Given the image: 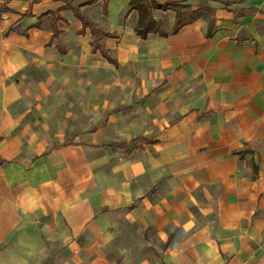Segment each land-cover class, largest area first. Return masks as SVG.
I'll list each match as a JSON object with an SVG mask.
<instances>
[{"label": "crops", "instance_id": "0c3cea01", "mask_svg": "<svg viewBox=\"0 0 264 264\" xmlns=\"http://www.w3.org/2000/svg\"><path fill=\"white\" fill-rule=\"evenodd\" d=\"M135 1L0 0V264H109L126 228L143 264H264V0H153L181 11L153 10L146 39ZM78 46L142 69L158 117L26 135L20 74Z\"/></svg>", "mask_w": 264, "mask_h": 264}, {"label": "rangeland", "instance_id": "374dc122", "mask_svg": "<svg viewBox=\"0 0 264 264\" xmlns=\"http://www.w3.org/2000/svg\"><path fill=\"white\" fill-rule=\"evenodd\" d=\"M77 49L52 66L32 67L20 74L23 97L16 111L26 135L51 144L72 143L83 138L87 128H111L113 120L124 128L158 117L163 103L158 89L142 80V69L114 68L86 59L82 47ZM138 234L136 228H126L111 240L109 264H143L147 247Z\"/></svg>", "mask_w": 264, "mask_h": 264}, {"label": "trees", "instance_id": "16d2710c", "mask_svg": "<svg viewBox=\"0 0 264 264\" xmlns=\"http://www.w3.org/2000/svg\"><path fill=\"white\" fill-rule=\"evenodd\" d=\"M135 8H137L140 13V19H139L138 26L136 27V31L143 39L147 38L148 33L153 29L152 25L155 24V21L153 20V15H152L153 10L161 9V10L167 11L170 9H174L178 13L181 11V7L175 4L160 5V4H157L153 0H136ZM75 14L83 22V28L82 30L79 31V34H84L85 30L88 27L91 28V32H92L91 45L93 47V52L100 50L103 56L107 58L111 63H116V60L108 52L105 45L101 43L102 37L109 36L110 34L97 28L93 23H91L90 20H88L79 11H75ZM155 30L160 33L161 32L163 33L161 26H159L158 24H156ZM55 37H56V34H55Z\"/></svg>", "mask_w": 264, "mask_h": 264}]
</instances>
